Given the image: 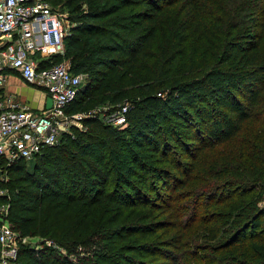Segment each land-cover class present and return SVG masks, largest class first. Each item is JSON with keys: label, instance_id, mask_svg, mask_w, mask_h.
<instances>
[{"label": "trees", "instance_id": "trees-1", "mask_svg": "<svg viewBox=\"0 0 264 264\" xmlns=\"http://www.w3.org/2000/svg\"><path fill=\"white\" fill-rule=\"evenodd\" d=\"M48 1L72 23L48 58L84 75L66 112L130 105L124 127L84 118L6 168L9 223L57 245L17 263L183 264L193 242L264 264V0ZM211 213L212 246L194 235Z\"/></svg>", "mask_w": 264, "mask_h": 264}, {"label": "built area", "instance_id": "built-area-1", "mask_svg": "<svg viewBox=\"0 0 264 264\" xmlns=\"http://www.w3.org/2000/svg\"><path fill=\"white\" fill-rule=\"evenodd\" d=\"M65 21V13L48 0H0V182L8 180L6 168L15 161L30 160L43 148L54 145L63 133L71 134L72 126L84 130V118L102 115L113 126L126 122L128 102L115 109L103 105L66 112L84 75L71 73L67 60L48 61L50 52L62 53V39L70 28ZM39 52L43 53L41 58ZM5 68L14 70L25 83L44 90L51 99L50 107L35 110L14 94L4 92ZM1 196H8L6 187L0 186ZM260 205H264V199ZM8 206L7 202L0 203V264H18L22 244L35 249L57 248L52 240L40 237L29 244L31 237L9 223Z\"/></svg>", "mask_w": 264, "mask_h": 264}, {"label": "rangeland", "instance_id": "rangeland-1", "mask_svg": "<svg viewBox=\"0 0 264 264\" xmlns=\"http://www.w3.org/2000/svg\"><path fill=\"white\" fill-rule=\"evenodd\" d=\"M53 6H58L60 8V10L65 13V19H66L65 22L70 27L72 25V23H71V20L69 19L68 10L64 6H61L60 4H56V5L54 4ZM63 44H64V41L62 39V53H59L61 55L64 52V45ZM53 54H56V53H53ZM42 56L43 55L39 52L38 57L41 58ZM48 61H52V58H49ZM83 78H84V76L82 77L81 83L83 82ZM67 113H69V112H67ZM99 118L102 119L103 118L102 115H100ZM102 121L105 122L106 120L102 119ZM125 125H127V119H126V122L125 123H123L121 125H117V126L120 127V128H122ZM59 140H60V136L57 138L56 143H58ZM263 192H262V194H263ZM9 195L6 196V199H8ZM211 210H212V207H210V209L208 210V213L211 212ZM210 216H211L210 217L211 218L210 225H202L201 228L198 229L199 231L196 230L198 232L197 233L198 235H196V234H194V235L197 236L196 240H198V243L201 242V241L202 242H208V243L211 244L210 246H212V213H211ZM196 231H194V232H196ZM158 232H160V231H158ZM37 239L39 240V237H33L32 236L30 238V240H29V242H30L29 244L35 243V241ZM194 239H195V237L191 239V236H190V240H194ZM198 245L200 246V244H198ZM198 245L197 244H194L193 242H191L186 247L182 246L180 248V250L177 252V255L178 256L180 254V257H179V261L178 262L179 263H183V264H207L206 261H205V259L206 258H209V257H212V253H211L210 249H206V250L203 249L202 250L200 247H197ZM92 248H94L93 245L90 246L89 248L88 247H85V246H81V247L79 246L76 249L77 252H78V254L73 255L71 253L69 256H70L71 260H73V261L76 262V261L79 260V257L81 258V257H83L85 255L86 256H90L89 255V252H91ZM59 250L62 251L61 248H59ZM61 254H63V253H61ZM142 259L143 260H149L150 262H153V263L169 264L168 259H161V258H156V257H147V258H142Z\"/></svg>", "mask_w": 264, "mask_h": 264}, {"label": "crops", "instance_id": "crops-1", "mask_svg": "<svg viewBox=\"0 0 264 264\" xmlns=\"http://www.w3.org/2000/svg\"><path fill=\"white\" fill-rule=\"evenodd\" d=\"M3 71L6 77L3 87L4 92L14 94L19 100L28 103L35 110L46 108V98L48 96L44 90L25 83L12 69L5 68Z\"/></svg>", "mask_w": 264, "mask_h": 264}, {"label": "water", "instance_id": "water-1", "mask_svg": "<svg viewBox=\"0 0 264 264\" xmlns=\"http://www.w3.org/2000/svg\"><path fill=\"white\" fill-rule=\"evenodd\" d=\"M50 105H51V99H50V97H47L46 98V108H49Z\"/></svg>", "mask_w": 264, "mask_h": 264}]
</instances>
